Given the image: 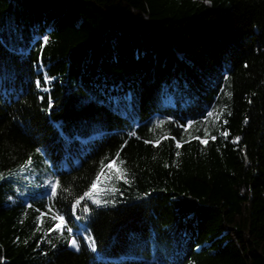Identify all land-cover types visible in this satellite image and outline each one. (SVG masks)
<instances>
[{
    "label": "trees",
    "instance_id": "1",
    "mask_svg": "<svg viewBox=\"0 0 264 264\" xmlns=\"http://www.w3.org/2000/svg\"><path fill=\"white\" fill-rule=\"evenodd\" d=\"M0 264H264V0H0Z\"/></svg>",
    "mask_w": 264,
    "mask_h": 264
},
{
    "label": "snow or ice",
    "instance_id": "2",
    "mask_svg": "<svg viewBox=\"0 0 264 264\" xmlns=\"http://www.w3.org/2000/svg\"><path fill=\"white\" fill-rule=\"evenodd\" d=\"M206 2H210V0H206ZM44 43L45 44L48 43V37L47 36L44 37ZM50 79L51 78L45 76V82L46 83ZM36 84H37V87H40V81H37ZM44 90L47 91V89H44ZM249 102L251 103V101H249ZM51 106H52V102H51V98H49V108H51ZM214 114H215L214 111H210V112L207 113V115H206V117L204 119L207 120L208 117H212ZM229 115H230V113H229ZM216 118L219 119V115H217ZM193 123L194 122L189 121L188 124H187V126L185 127V130H187V127H191ZM225 123H227V121H225ZM245 123H247V119L245 120ZM131 135L134 136L135 133H132ZM220 135L223 136L225 139H227V137L229 136V133L227 131H224V132H221ZM173 139H175V138H173ZM195 139L199 140L200 144L206 145L208 143L207 132H205V137L204 138L195 137ZM211 139L213 141H215L216 140V137L215 136H212ZM240 139H241L240 137H235L232 142L234 144H236V143H238L240 141ZM145 143H153L154 146H158V144L160 143V141L159 140H157V141L146 140ZM175 146H176V148H180L181 147V143L179 141H177ZM177 155H179V152H177ZM116 158L117 159L119 158V152L116 154ZM120 163L123 164L124 161H120ZM29 164H31V158H29V161L27 162V164L24 165V166H22V167H26ZM115 164H116V159H113L112 161H110L104 167H107L108 169H112ZM103 175H104V172H103V168H102L101 169V172L97 174L95 180L91 183L89 190L86 191L82 196H80L79 198H77L75 200V202L72 204L73 214H75V210L77 209V207L81 204V202L85 198L90 199L92 201V203L95 204V205H97V206H101L102 204L103 205H107V204L113 203V201H110V200H103L102 201L99 198H93V193L97 189L98 182L100 181L101 176H103ZM116 179L118 181L119 180H123L124 183H129V180L127 179V171L126 170L118 171L117 172V175H116ZM47 187L50 189V192L48 193L49 200L55 202V200L57 199L58 194H59V192H58V190L60 188V181H59V179L57 178L55 181H49L48 184H47ZM64 190L67 191V189H64ZM106 191L115 192V191H118V189H116L115 187H112L110 189H107ZM29 207H31V205H29ZM53 208H54V203L53 204H50L48 206V211L49 212L53 211ZM84 211H88L87 205H85ZM45 214L46 213H41V216H43ZM52 220L53 221H56V223H54L51 227L48 228L47 234H50V233H53V232H59L62 235L63 232H64V229L66 227V224H67V222L65 220V217L63 215H60L58 212H56L52 216ZM67 232L69 234H72L73 229L70 228V227H68L67 228ZM85 240L88 243V246L93 251H95V248H96L95 239L91 235H89V236L85 237ZM68 244H69L70 247H73L77 251H79V249H80V242L78 241V239L75 236H72V238L68 240Z\"/></svg>",
    "mask_w": 264,
    "mask_h": 264
},
{
    "label": "rangeland",
    "instance_id": "3",
    "mask_svg": "<svg viewBox=\"0 0 264 264\" xmlns=\"http://www.w3.org/2000/svg\"><path fill=\"white\" fill-rule=\"evenodd\" d=\"M134 101H135V103H137V97L136 96H134ZM133 103H129V108L128 109H120V111L122 113L126 114V115H129L134 110ZM113 168H114V170L116 172L122 170L119 165H115ZM111 177H112L111 175L107 174L106 177H104L102 179L101 185L99 184V186H97V189H96L98 193H105V194H107L108 191H106V190L114 187V186H112V185L109 184V183H112Z\"/></svg>",
    "mask_w": 264,
    "mask_h": 264
}]
</instances>
